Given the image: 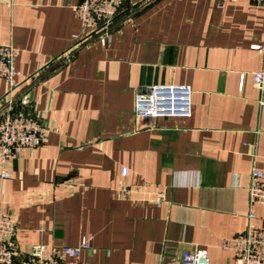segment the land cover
I'll use <instances>...</instances> for the list:
<instances>
[{"label": "crops", "instance_id": "crops-1", "mask_svg": "<svg viewBox=\"0 0 264 264\" xmlns=\"http://www.w3.org/2000/svg\"><path fill=\"white\" fill-rule=\"evenodd\" d=\"M80 1L0 0V43L15 46L21 73L16 106L27 97L50 128L45 146L12 161L11 178L0 168V209L19 248L86 236L84 264H181L197 249L232 264L225 243L246 229L251 173L264 172V93L253 82L262 6L124 0L103 45L83 31ZM153 84L190 85L192 115H136L137 93ZM9 90L0 77V121ZM255 210L264 227V206Z\"/></svg>", "mask_w": 264, "mask_h": 264}, {"label": "built area", "instance_id": "built-area-1", "mask_svg": "<svg viewBox=\"0 0 264 264\" xmlns=\"http://www.w3.org/2000/svg\"><path fill=\"white\" fill-rule=\"evenodd\" d=\"M123 1L81 0L76 11L83 31L88 36L96 35L103 45H108ZM251 1L260 4L264 11V0ZM86 40L79 38L76 45H81ZM256 47L264 52V46ZM16 54L13 44L0 43V77L10 85L8 107L0 121V168L4 179L11 178L10 165L14 159L26 148L45 146L50 134L49 126L35 114L27 97H22L20 105L16 106L14 91L19 87L17 78L21 74L16 64ZM253 82L264 93V69L253 73ZM192 94L193 90L187 84H153L137 93L135 113L144 117H190L193 111ZM127 173L128 169L123 168V176ZM145 185V182L136 186L123 185L121 192L126 194L134 188L140 190ZM154 201L157 205L166 202L167 191L157 189ZM248 202L246 229L225 243L236 255L232 264H264V227L256 223L255 210L257 205L264 206V172L260 169H254L251 173ZM17 235L18 226L14 217L0 209V264H84L81 261L82 251L92 247L91 239L84 236L78 246L34 243L30 250L24 251L19 248ZM181 264L211 263L207 251L197 249L185 251Z\"/></svg>", "mask_w": 264, "mask_h": 264}]
</instances>
